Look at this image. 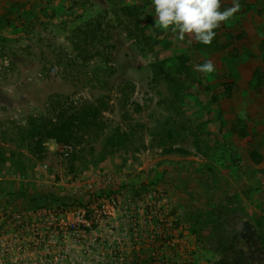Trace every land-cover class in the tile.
I'll return each instance as SVG.
<instances>
[{
  "label": "rangeland",
  "instance_id": "rangeland-1",
  "mask_svg": "<svg viewBox=\"0 0 264 264\" xmlns=\"http://www.w3.org/2000/svg\"><path fill=\"white\" fill-rule=\"evenodd\" d=\"M239 3L213 50L152 0H0V264H264V0ZM89 105L79 141L28 138ZM171 124L189 154L154 139Z\"/></svg>",
  "mask_w": 264,
  "mask_h": 264
},
{
  "label": "trees",
  "instance_id": "trees-1",
  "mask_svg": "<svg viewBox=\"0 0 264 264\" xmlns=\"http://www.w3.org/2000/svg\"><path fill=\"white\" fill-rule=\"evenodd\" d=\"M246 6L251 9L253 6L246 2ZM216 31V30H215ZM196 46L199 49H213L216 50L220 47V39L216 36L210 45H203L199 42H196L193 38ZM248 53L245 52L241 55H234V62L238 64L243 57H245ZM247 56H250L248 54ZM247 58V57H246ZM231 60L229 63L233 66ZM235 67V66H234ZM208 91H212L210 87H207ZM232 95V84H225V91L219 93H211V98L215 102H219L222 98H227ZM101 107L97 106H86L78 111L70 115H66L65 112L61 113V117L58 121H52L48 118H41V120L37 123L36 120L31 121V128L27 129L28 138L30 137L33 141H36V146H41L45 140L52 139L56 143L60 145H71L74 141H79L80 137L78 136V132L82 131L90 125L95 124V119L97 118L98 114L100 113ZM167 125L170 122L166 123ZM185 125L180 124H171L169 128L163 127L161 131H156L154 139L157 140V143L162 146L163 151L166 153H181V154H189L190 152L187 148L179 145L180 141L184 140L185 136ZM119 134V135H118ZM115 136L111 137V144L114 145V140H119L120 144H123V138L126 134L120 135L118 133ZM156 136L159 137L156 139ZM251 158L254 159L255 162L261 163L264 159V155L260 153L258 150H252ZM241 164L237 162V166L239 169L237 170L238 173L241 171ZM243 171V169H242ZM241 177H245L244 173H240ZM197 231V230H196ZM252 248V247H251ZM252 250H255L254 248ZM232 262H228V264H236L235 258H232ZM242 264H247V262H243Z\"/></svg>",
  "mask_w": 264,
  "mask_h": 264
},
{
  "label": "clouds",
  "instance_id": "clouds-1",
  "mask_svg": "<svg viewBox=\"0 0 264 264\" xmlns=\"http://www.w3.org/2000/svg\"><path fill=\"white\" fill-rule=\"evenodd\" d=\"M155 9V27L171 31L180 41L186 37L210 45L216 29L232 20L240 10L239 0L232 7L222 10V0H152ZM196 70L205 74L216 71L211 60L196 65Z\"/></svg>",
  "mask_w": 264,
  "mask_h": 264
},
{
  "label": "built area",
  "instance_id": "built-area-1",
  "mask_svg": "<svg viewBox=\"0 0 264 264\" xmlns=\"http://www.w3.org/2000/svg\"><path fill=\"white\" fill-rule=\"evenodd\" d=\"M68 153V152H67Z\"/></svg>",
  "mask_w": 264,
  "mask_h": 264
}]
</instances>
